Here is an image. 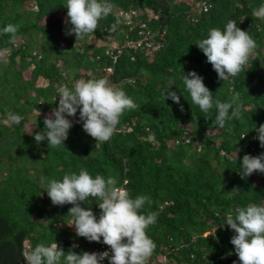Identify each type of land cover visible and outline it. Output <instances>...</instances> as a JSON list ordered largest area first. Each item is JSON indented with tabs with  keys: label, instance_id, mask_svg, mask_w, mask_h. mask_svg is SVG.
<instances>
[{
	"label": "trees",
	"instance_id": "1",
	"mask_svg": "<svg viewBox=\"0 0 264 264\" xmlns=\"http://www.w3.org/2000/svg\"><path fill=\"white\" fill-rule=\"evenodd\" d=\"M101 2L112 6L111 13L76 43L75 35H66L71 28L65 22L66 0H0V30L19 25L15 44L0 32V264H26L24 251L41 243L56 242L65 253L77 254L103 244V238L78 237L68 226L73 205L54 206L46 182L41 183L42 177L62 180L81 168L93 178L117 177L133 199L150 198L141 210L157 214L146 229L155 244L149 264H240L226 213L249 204L264 206V173L240 175L244 155L264 154L255 131L264 125V19L252 14L264 0ZM197 4L207 11L199 12ZM149 12L157 18L150 21ZM229 20L248 32L256 48L237 76L220 81L196 45ZM142 24L164 45L152 58L123 48L113 62L107 47L89 42L92 37L113 40L119 48L136 38ZM192 71L203 78L214 105L239 93V116L232 118L230 110L220 128L214 123L215 106L206 115L192 104L182 80ZM101 78L136 104L120 117L110 140L96 145L78 111L66 117L73 126L64 147L35 141L44 119L59 107V86L73 89L81 79ZM168 90L180 95V104L164 100ZM89 199L91 204L80 206L99 218L101 209Z\"/></svg>",
	"mask_w": 264,
	"mask_h": 264
},
{
	"label": "clouds",
	"instance_id": "2",
	"mask_svg": "<svg viewBox=\"0 0 264 264\" xmlns=\"http://www.w3.org/2000/svg\"><path fill=\"white\" fill-rule=\"evenodd\" d=\"M197 5L199 12L207 11L205 4ZM65 8V22L71 25L66 35H75L76 43L93 34L98 22L112 11V6L101 0H66ZM252 14L256 18L264 19V5L253 9ZM154 18L157 16L149 12V20ZM135 26L136 24L131 25ZM18 31L19 25L11 23L0 30L2 34L10 36L9 43L12 44L16 43ZM135 35L136 38L128 39L119 48L118 42L113 40L104 41L107 44L100 46L108 48L106 54L113 62L117 61L123 48H132L133 51L143 52L145 56L152 58L164 46L146 29L145 24H142ZM148 40L152 43L151 47L146 45ZM139 42L141 44L137 47ZM196 46L207 57V62L213 66L219 80L228 81L237 76L248 63L256 43L248 32L241 30L235 21L229 20L223 30L211 29L207 38L198 41ZM116 48L117 54L113 51ZM106 72L111 73L112 68H107ZM182 80L192 104L198 106L201 112L207 115L215 106L218 114L214 123L218 127L225 126L230 110L232 118L239 116V93L231 97L229 102L222 103L217 100L214 105L212 92L195 71L184 73ZM57 91L59 107L44 119V130L34 136L37 143L47 140L49 148L64 147L69 130L73 126L66 117H75L78 111L84 131L95 139L98 145L110 140L117 130L120 117L126 110L136 107L124 91L110 85L104 78L81 79L75 83L73 89L59 86ZM162 95L165 101L172 100L180 104V95L176 92L168 90ZM12 120L19 122L20 117L12 116ZM255 131L258 132L256 138L260 141V146L264 148V125ZM241 168L242 179L255 172L264 173V154L256 157L244 155ZM45 182V192L54 206L73 205L68 213L72 223L68 226L75 229L76 235L86 238L89 242H101L103 238V243L110 247L111 253L87 251L77 254L73 250L65 253L56 242L50 246L41 243L31 250L24 251L26 264H101L105 259L109 260V264L150 262L147 259L152 255L155 244L148 237L146 229L156 222L157 214H141L145 204L151 202L148 196L140 195L133 199L127 189L119 184L117 177L109 175L105 178L97 174L93 178L83 168L78 174H65L62 180L46 181V178L42 177L41 183ZM124 184L126 185L127 181H124ZM90 197L95 198L101 209L99 218L90 207L86 210L80 206L82 202L91 204ZM226 225L235 232L231 243L235 247L240 264H264V206L249 204L246 207H237L234 211L230 209L226 213Z\"/></svg>",
	"mask_w": 264,
	"mask_h": 264
},
{
	"label": "built area",
	"instance_id": "3",
	"mask_svg": "<svg viewBox=\"0 0 264 264\" xmlns=\"http://www.w3.org/2000/svg\"><path fill=\"white\" fill-rule=\"evenodd\" d=\"M140 44H141V43L139 42L138 45H137V47H138ZM146 45H147V47H151V45H152L151 41L148 40ZM105 251L111 253V249H110V247L107 246V245H105V244L103 243L101 246L96 247V248H94L93 250H90V251H88V252H89V253H103V252H105ZM107 263H109V260H107V259L101 261V264H107ZM145 264H149V263L145 261ZM153 264H158V263H153Z\"/></svg>",
	"mask_w": 264,
	"mask_h": 264
},
{
	"label": "rangeland",
	"instance_id": "4",
	"mask_svg": "<svg viewBox=\"0 0 264 264\" xmlns=\"http://www.w3.org/2000/svg\"><path fill=\"white\" fill-rule=\"evenodd\" d=\"M90 41V43L91 44H93V45H96V46H100V45H103V44H107V43H104L103 41H100V40H96L95 38H91V39H89ZM111 41V40H110ZM113 44V43H112ZM108 74V73H107ZM43 82H41L40 84H42ZM148 260V259H147ZM151 262V261H150ZM156 262V261H155ZM155 262H152V263H155ZM173 264H175V263H173Z\"/></svg>",
	"mask_w": 264,
	"mask_h": 264
}]
</instances>
